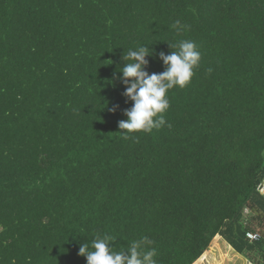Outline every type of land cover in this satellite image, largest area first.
<instances>
[{
	"label": "trees",
	"instance_id": "trees-1",
	"mask_svg": "<svg viewBox=\"0 0 264 264\" xmlns=\"http://www.w3.org/2000/svg\"><path fill=\"white\" fill-rule=\"evenodd\" d=\"M184 40L201 59L165 126L125 138L123 55L148 46L161 73ZM263 184L264 0H0V264H87L105 234L156 264H201L219 235L264 262Z\"/></svg>",
	"mask_w": 264,
	"mask_h": 264
},
{
	"label": "clouds",
	"instance_id": "clouds-1",
	"mask_svg": "<svg viewBox=\"0 0 264 264\" xmlns=\"http://www.w3.org/2000/svg\"><path fill=\"white\" fill-rule=\"evenodd\" d=\"M177 31L182 29L179 21L172 26ZM168 54L159 53L164 65L161 73L149 74L146 71L148 59L153 53L148 46H140L129 50L123 55V67L117 69L119 81L124 86L123 96L132 102V107L124 111L126 120L119 122V128L125 138L132 133H151L165 126L164 113L169 109L167 94L174 87L184 88L199 66L201 54L195 42L181 41L178 45L169 44ZM177 50H173V49ZM151 53V54H150ZM116 109H112L114 112ZM113 238L107 234L97 236L91 246L83 243L79 255L86 259L87 264H156V249L151 247L153 241L147 237L132 241L125 251H115L110 243Z\"/></svg>",
	"mask_w": 264,
	"mask_h": 264
},
{
	"label": "rangeland",
	"instance_id": "rangeland-1",
	"mask_svg": "<svg viewBox=\"0 0 264 264\" xmlns=\"http://www.w3.org/2000/svg\"><path fill=\"white\" fill-rule=\"evenodd\" d=\"M261 193L264 195V184L261 186ZM244 215L245 224H253V213H251L249 210H246ZM253 227H255L257 229L256 231H259L264 236V223H262L260 226L254 223ZM219 238L220 241L217 244L212 245V242L209 250L207 251L205 259L201 264H264L259 253L240 255L233 248L228 246L227 241L223 237L220 236ZM219 245H223L225 249H223V251L219 250L218 253L217 249Z\"/></svg>",
	"mask_w": 264,
	"mask_h": 264
},
{
	"label": "built area",
	"instance_id": "built-area-1",
	"mask_svg": "<svg viewBox=\"0 0 264 264\" xmlns=\"http://www.w3.org/2000/svg\"><path fill=\"white\" fill-rule=\"evenodd\" d=\"M248 211V210H247ZM247 238L249 239V241L251 243H254V242H259L262 240V234L259 232V231H249L247 233Z\"/></svg>",
	"mask_w": 264,
	"mask_h": 264
},
{
	"label": "crops",
	"instance_id": "crops-1",
	"mask_svg": "<svg viewBox=\"0 0 264 264\" xmlns=\"http://www.w3.org/2000/svg\"><path fill=\"white\" fill-rule=\"evenodd\" d=\"M219 237H220V235H219ZM227 244H228V242H227ZM221 246H222V247H221ZM221 246H220V245L218 246V249H217V252H218V253H219V250H220V251H221V250L223 251V249H225V247H223V245H221ZM228 246H230V245L228 244ZM230 247H231V246H230ZM231 248H232V247H231ZM216 256H217V255H216Z\"/></svg>",
	"mask_w": 264,
	"mask_h": 264
}]
</instances>
